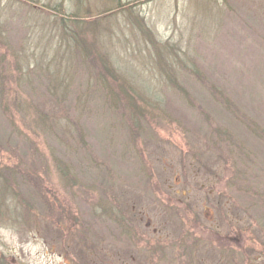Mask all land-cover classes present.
I'll use <instances>...</instances> for the list:
<instances>
[{
    "label": "rangeland",
    "instance_id": "obj_1",
    "mask_svg": "<svg viewBox=\"0 0 264 264\" xmlns=\"http://www.w3.org/2000/svg\"><path fill=\"white\" fill-rule=\"evenodd\" d=\"M119 1L0 0V99L30 102L50 133L28 113L15 114V132L0 110V137L15 146L0 145V264H264V212L247 209L238 189L264 166V0ZM64 12L94 21L80 42L91 47L86 63L68 44ZM95 46L131 88H149L161 112L131 97L143 134L124 104L114 112L98 94ZM72 121L77 142H54ZM218 124L252 151L246 174L224 143L210 150Z\"/></svg>",
    "mask_w": 264,
    "mask_h": 264
},
{
    "label": "trees",
    "instance_id": "obj_2",
    "mask_svg": "<svg viewBox=\"0 0 264 264\" xmlns=\"http://www.w3.org/2000/svg\"><path fill=\"white\" fill-rule=\"evenodd\" d=\"M117 4H120V1L117 2ZM119 7H120V5L117 8H119ZM58 9H59V7L56 8V11L61 12L60 10H62V8L59 10ZM111 11H112L111 9L104 10L101 12V15L109 14ZM86 13H89V12H84V14H86ZM64 14L66 17H64L62 14L60 16H57V18H60L59 20L62 21L61 26L64 29L63 32L66 35V39L68 41V44L71 45V47H74V49L80 53L81 57L84 60L83 62H85L88 58L89 53L91 52V47L87 46L86 42H83L82 44L80 42L82 41V38H83L82 35H83L85 28H92L93 30L90 29L89 32L95 33L94 21H92L91 24L89 23L90 25H87L82 20H79L78 18H76L79 16L78 13L64 12ZM80 17L83 18L84 16H80ZM66 21L68 23L72 24V26L74 27L75 30H72L69 28V32H67L65 30V28L67 27L65 25ZM135 28L138 32H143V31H141V29L139 27L135 26ZM0 29H1V26H0ZM69 41H70V43H69ZM101 41L103 43V40H101ZM96 45L98 46V43ZM43 50H44V53L41 54L38 57V59L36 58V56H34L35 60L38 63H40L41 65H42L41 59L46 57L47 52H48V49H43ZM94 51L96 53L97 63L95 64L96 67L93 68L92 71L95 72L94 77L101 78V82H102V84L100 86H95V88L96 87L101 88L98 91V94L100 95L102 100L107 96H110L113 98L114 106H110V108L114 112H117L120 108V105L124 104L125 108L127 109L128 117L130 119L129 122H132L135 125H137L136 131L134 130L136 135L143 134L145 131L143 129L144 124L142 121L143 118L141 119L140 116L144 115V112L142 110H138V108L135 107L134 104H136V103L131 97L138 96L139 99L141 100V103H143L146 107L160 111L156 101L154 99L149 98V97H151L149 88L147 86H143V85L140 86L139 90H135V89L131 88V85L128 84L126 81L127 79L126 80L124 79L123 74L118 70V68L111 61V59L108 57V55L102 54V53H97V47L96 46L94 47ZM1 58L2 57H0V60H1ZM54 60H55V58H54ZM90 63H91V61H90ZM0 64H2V63L0 62ZM156 65L159 66L163 72L165 71L163 69V67H161L159 65L158 61L156 62ZM87 66H89V65L87 64ZM13 75H14V73H13ZM12 77L14 78L15 89H16V91H19L20 78H19V80H17L15 75ZM166 77L168 79H172L171 76L167 75ZM195 77L198 78L196 75H195ZM1 81H2V79H0V82ZM11 90H12V88H11ZM47 90L51 91L49 93V95H51L53 90H54V86H53V90H51L49 88V84H48ZM211 90H212V94L214 96L222 95L218 90L214 89L213 87H211ZM18 94H19V92H18ZM119 95L122 97H120ZM9 99H11V98H7V100H4V101H2L0 99V110L2 111L3 117H5L7 120H10V118H11V120L13 122V130L15 132H21V133L23 132V129L21 127H19V125L15 121V114L23 115V117H24V113H28L33 117L32 120L30 119V122H31L33 129H36L37 127H38L37 129H39V126H40L41 132L47 131L49 133V130L47 128L49 126H47L46 118L43 117L44 113H41V111H38L39 114L36 115L32 109L34 107L28 101H24L22 99L19 100L18 98L17 99L13 98L12 100H9ZM15 99H16V101H15ZM156 100L159 101L158 99H156ZM8 101H9V103H8ZM214 101L216 102V100H214ZM219 101H220L219 108L223 112L232 115L233 114V104L231 105V109H230L228 106L229 105L228 102H224L223 99H220ZM56 105H57V103H56ZM145 110H146V108H145ZM233 117L240 122V126L242 128L249 130L250 134L254 133L255 129L252 127V125L256 124V123L253 120L246 117L245 115L243 117L241 114H237V113H235V115ZM215 118L216 117H214V123H216ZM57 120L59 121L60 119H57ZM58 121H55V125L58 123ZM44 123H46V125ZM72 123L74 125L70 126L69 129H68V127H65L64 125H62V130L60 132L61 136L57 137V135L54 134V137H53L54 142L58 143L59 145H63L64 147L70 146L68 141H70L71 138L73 139L76 137V142H77V139L79 137V133H81V130L79 129V127H77L78 126L77 123H75L74 121H72ZM144 127H145V125H144ZM211 132H212L211 137H212L213 142H212V145L210 146L211 149L209 148L210 150H214V151H216V149L222 150L225 147V153H228V156L227 155L226 156L229 159H230V157L233 158V159H230L231 163L233 164L234 160L236 162H237V160H239L241 162L242 166L245 167L244 168L245 170H243L245 172V174H246V169H249V167L251 168L254 166L252 164V161L248 160V157L252 151L249 149V147H247L245 145L244 142L242 143V142L236 141L235 138L233 137V133L229 129H227L226 126H224V125H222V126L219 125L217 127L214 126L211 129ZM45 138L47 140H50V135H45ZM256 138L264 146V131H262V129H260V127H259V131H257V133H256ZM43 143L46 144V142H43ZM223 143L225 145L224 147H222V145H221ZM0 145H4L3 147H5L9 150L15 148V146H12V145H14V143L7 140V137L5 134L0 137ZM51 155H52V153H51ZM234 157H235V159H234ZM256 169L259 172V173L257 172L256 176L252 175V174H246L247 178H245V179H249V182H246L245 179H243L241 177V179H242L241 183L243 185L240 186L238 189L246 192V194H248V196L251 197V198L248 197L247 199H252L250 204H248L251 207H249L247 209H251L252 211L258 212V214H259V213L264 212V166L260 165L259 167H256ZM61 172L62 173L66 172L67 174L74 175V173L70 170L69 166L68 167L65 166L61 170ZM74 181H76V180H74ZM76 182L78 183L79 181H76ZM4 193H5L4 190L1 189L0 190V196L3 195ZM263 246H264V244H263ZM263 252H264V249H263Z\"/></svg>",
    "mask_w": 264,
    "mask_h": 264
}]
</instances>
